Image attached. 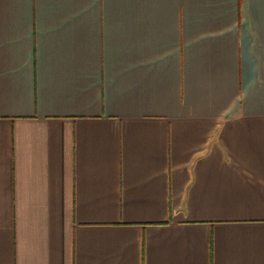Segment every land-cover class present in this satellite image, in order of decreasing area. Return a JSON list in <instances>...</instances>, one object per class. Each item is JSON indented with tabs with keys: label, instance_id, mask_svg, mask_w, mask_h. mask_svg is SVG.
Listing matches in <instances>:
<instances>
[{
	"label": "crops",
	"instance_id": "1",
	"mask_svg": "<svg viewBox=\"0 0 264 264\" xmlns=\"http://www.w3.org/2000/svg\"><path fill=\"white\" fill-rule=\"evenodd\" d=\"M0 264H264V0H0Z\"/></svg>",
	"mask_w": 264,
	"mask_h": 264
}]
</instances>
